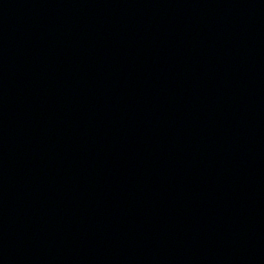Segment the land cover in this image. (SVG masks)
<instances>
[{
    "label": "water",
    "instance_id": "water-1",
    "mask_svg": "<svg viewBox=\"0 0 264 264\" xmlns=\"http://www.w3.org/2000/svg\"><path fill=\"white\" fill-rule=\"evenodd\" d=\"M0 264H264V0H0Z\"/></svg>",
    "mask_w": 264,
    "mask_h": 264
}]
</instances>
